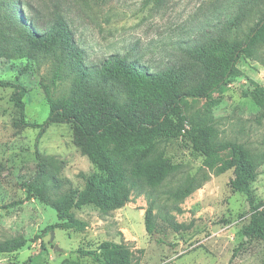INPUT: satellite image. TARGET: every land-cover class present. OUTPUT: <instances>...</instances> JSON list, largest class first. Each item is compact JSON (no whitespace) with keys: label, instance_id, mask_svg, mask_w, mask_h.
Instances as JSON below:
<instances>
[{"label":"rangeland","instance_id":"obj_1","mask_svg":"<svg viewBox=\"0 0 264 264\" xmlns=\"http://www.w3.org/2000/svg\"><path fill=\"white\" fill-rule=\"evenodd\" d=\"M259 1L0 0V81L25 88V120L40 124L48 115L41 83L50 81L51 62L8 56L1 49L21 27L42 31L60 14L87 67L118 54L155 72L186 61L191 50L217 44L226 24L246 7L245 23L252 26ZM236 67L232 82L222 91L203 100H186L185 127L210 125L217 141L244 145L258 161L251 186L256 201H262L264 46L257 57L241 55ZM69 86L70 78L64 77L54 94ZM15 90L12 84L0 85V242L17 237L27 242L0 253V264L88 263L76 249H92L103 241L129 246L132 264H264V240L241 233L249 206L245 195L229 186L232 169L220 173L206 168L184 129L175 128L173 135L157 141L156 153L176 168L156 187H145L124 206L108 211L93 204L72 208L86 223L81 231L49 229L58 222L55 210L35 195L27 199L25 184H45L51 198L61 199L83 189L95 168L74 144L71 124L52 123L39 137V128L21 124ZM191 179V190L181 191ZM149 206L151 233L144 220Z\"/></svg>","mask_w":264,"mask_h":264},{"label":"trees","instance_id":"obj_2","mask_svg":"<svg viewBox=\"0 0 264 264\" xmlns=\"http://www.w3.org/2000/svg\"><path fill=\"white\" fill-rule=\"evenodd\" d=\"M259 2L258 18L252 26L245 23L246 7L226 24L217 44L191 50L186 61L161 71H149L118 54L109 55L97 67H87L83 51L60 14L42 31L21 27L8 46L1 48L8 56L52 64L50 81L41 83L48 115L40 124L25 120V88L0 81V85L12 84L16 89L13 99L20 107V123L39 128L38 137L52 123L71 124L74 144L95 168L83 189L61 199L51 198L45 184H25L27 199L35 195L55 210L58 222L49 229L81 231L86 223L75 217L72 208L93 204L108 211L124 206L145 187L160 184L176 166L156 153V144L177 128L187 133L206 168L220 173L232 169L229 186L244 194L249 206V219L241 233L248 239L264 240V200L256 201L251 186L258 174L257 158L241 143L217 141L210 125L186 128L188 118L183 109L186 100L206 99L231 83L241 55H259L264 46V0ZM64 77L70 78V86L55 95ZM193 183L194 179L183 183L181 191L189 192ZM144 220L145 230L151 233L152 206L146 209ZM26 242L22 237L1 241L0 253L18 250ZM76 253L89 259L80 264H132L133 256L129 246L113 241H103L92 249L78 248Z\"/></svg>","mask_w":264,"mask_h":264},{"label":"water","instance_id":"obj_3","mask_svg":"<svg viewBox=\"0 0 264 264\" xmlns=\"http://www.w3.org/2000/svg\"><path fill=\"white\" fill-rule=\"evenodd\" d=\"M53 234V233H52ZM56 248H57V246H56Z\"/></svg>","mask_w":264,"mask_h":264}]
</instances>
